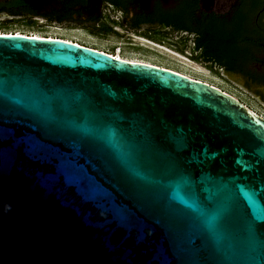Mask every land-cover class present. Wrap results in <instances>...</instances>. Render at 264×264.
<instances>
[{
	"label": "water",
	"instance_id": "1",
	"mask_svg": "<svg viewBox=\"0 0 264 264\" xmlns=\"http://www.w3.org/2000/svg\"><path fill=\"white\" fill-rule=\"evenodd\" d=\"M0 264H264V118L165 67L0 33Z\"/></svg>",
	"mask_w": 264,
	"mask_h": 264
},
{
	"label": "flooded vegetation",
	"instance_id": "2",
	"mask_svg": "<svg viewBox=\"0 0 264 264\" xmlns=\"http://www.w3.org/2000/svg\"><path fill=\"white\" fill-rule=\"evenodd\" d=\"M8 11L96 36L176 39L187 58L264 108V0H0V19Z\"/></svg>",
	"mask_w": 264,
	"mask_h": 264
},
{
	"label": "rangeland",
	"instance_id": "3",
	"mask_svg": "<svg viewBox=\"0 0 264 264\" xmlns=\"http://www.w3.org/2000/svg\"><path fill=\"white\" fill-rule=\"evenodd\" d=\"M4 20L0 19V33H21L41 37L64 38L108 54H116L123 59L165 67L214 85L236 97L256 113L264 116V108L244 92L182 54V49L185 48L176 39H174V42L166 40L164 42L153 41V43L136 36H131L130 39L121 38L114 34L96 36L79 28L50 25L42 19H35L33 23L28 24L22 20ZM170 42L173 44L170 45Z\"/></svg>",
	"mask_w": 264,
	"mask_h": 264
},
{
	"label": "trees",
	"instance_id": "4",
	"mask_svg": "<svg viewBox=\"0 0 264 264\" xmlns=\"http://www.w3.org/2000/svg\"><path fill=\"white\" fill-rule=\"evenodd\" d=\"M6 14H7L8 18H6L4 21L22 20L28 24V23H33L35 21V17H39V18L44 19L46 23L50 24L52 22L51 18H49V17L38 16V15H35L33 13L27 14L24 12L8 11V12H6ZM62 39H64V38H62Z\"/></svg>",
	"mask_w": 264,
	"mask_h": 264
},
{
	"label": "bare ground",
	"instance_id": "5",
	"mask_svg": "<svg viewBox=\"0 0 264 264\" xmlns=\"http://www.w3.org/2000/svg\"><path fill=\"white\" fill-rule=\"evenodd\" d=\"M34 36H38V35H34ZM113 55V54H112ZM115 57H117V58H121V57H119V56H115ZM182 59H183V57H182ZM132 61V60H131ZM138 62H140V61H138ZM145 63V62H144Z\"/></svg>",
	"mask_w": 264,
	"mask_h": 264
},
{
	"label": "built area",
	"instance_id": "6",
	"mask_svg": "<svg viewBox=\"0 0 264 264\" xmlns=\"http://www.w3.org/2000/svg\"><path fill=\"white\" fill-rule=\"evenodd\" d=\"M67 40V39H66ZM72 41V40H71ZM76 42V41H75ZM77 43V42H76ZM112 55V54H111ZM113 56H117L116 54H113Z\"/></svg>",
	"mask_w": 264,
	"mask_h": 264
}]
</instances>
